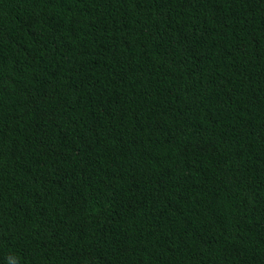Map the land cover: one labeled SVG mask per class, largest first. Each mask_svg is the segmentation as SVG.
I'll list each match as a JSON object with an SVG mask.
<instances>
[{
    "label": "trees",
    "instance_id": "obj_1",
    "mask_svg": "<svg viewBox=\"0 0 264 264\" xmlns=\"http://www.w3.org/2000/svg\"><path fill=\"white\" fill-rule=\"evenodd\" d=\"M0 264H264V0H0Z\"/></svg>",
    "mask_w": 264,
    "mask_h": 264
}]
</instances>
